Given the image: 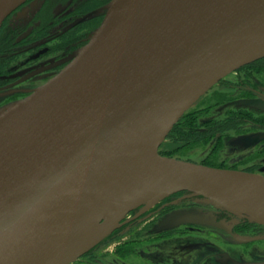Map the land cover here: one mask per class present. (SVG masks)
<instances>
[{
    "label": "water",
    "instance_id": "water-1",
    "mask_svg": "<svg viewBox=\"0 0 264 264\" xmlns=\"http://www.w3.org/2000/svg\"><path fill=\"white\" fill-rule=\"evenodd\" d=\"M25 1L0 0V27ZM261 58L264 0H112L61 73L0 111V264H71L161 194L264 225L263 175L160 154L212 87Z\"/></svg>",
    "mask_w": 264,
    "mask_h": 264
},
{
    "label": "flooded vegetation",
    "instance_id": "flooded-vegetation-1",
    "mask_svg": "<svg viewBox=\"0 0 264 264\" xmlns=\"http://www.w3.org/2000/svg\"><path fill=\"white\" fill-rule=\"evenodd\" d=\"M111 1L26 0L18 6L0 27V109L61 73L102 25ZM194 107L200 118L224 107L222 119L213 121L230 120V128L211 141L233 133L241 144L249 143L263 165L240 171L264 176V58L224 77ZM191 213L200 216L184 218ZM71 264H264V225L180 192L152 207L135 208Z\"/></svg>",
    "mask_w": 264,
    "mask_h": 264
},
{
    "label": "rangeland",
    "instance_id": "rangeland-1",
    "mask_svg": "<svg viewBox=\"0 0 264 264\" xmlns=\"http://www.w3.org/2000/svg\"><path fill=\"white\" fill-rule=\"evenodd\" d=\"M232 79L233 78L230 77L228 78V81ZM195 108L197 107H192L190 110H195ZM231 108V110H238L235 107ZM1 110L2 109H0V111ZM225 111L226 109L224 107H219L205 113L203 112L199 123L209 120L222 119ZM173 151L174 153H171ZM160 154L166 157L189 160L198 164L212 162L216 165H224L226 167L236 168L239 170L250 169L253 166L263 165L262 157H256L255 148L253 146H249V143L241 144L233 133L225 134L217 143L213 140L206 145L202 144L188 147L182 143H175L167 139L161 145Z\"/></svg>",
    "mask_w": 264,
    "mask_h": 264
},
{
    "label": "trees",
    "instance_id": "trees-1",
    "mask_svg": "<svg viewBox=\"0 0 264 264\" xmlns=\"http://www.w3.org/2000/svg\"><path fill=\"white\" fill-rule=\"evenodd\" d=\"M199 111H188L180 121L174 126L169 134V140L177 143H182L186 147L195 145H206L212 138L217 137L220 132L230 128V120L226 123L208 121L199 123ZM207 127L206 131H197V128ZM228 128V129H229ZM171 153H174L171 152ZM206 166H216L213 163H205Z\"/></svg>",
    "mask_w": 264,
    "mask_h": 264
},
{
    "label": "bare ground",
    "instance_id": "bare-ground-1",
    "mask_svg": "<svg viewBox=\"0 0 264 264\" xmlns=\"http://www.w3.org/2000/svg\"><path fill=\"white\" fill-rule=\"evenodd\" d=\"M167 195H155L153 197H151L149 200H147V202L144 204V206H146L147 208L152 207L154 205H156L157 203H159L160 201H162L164 198H166Z\"/></svg>",
    "mask_w": 264,
    "mask_h": 264
}]
</instances>
